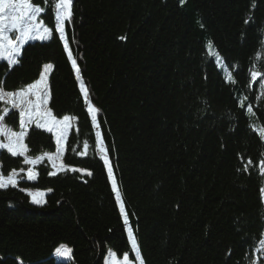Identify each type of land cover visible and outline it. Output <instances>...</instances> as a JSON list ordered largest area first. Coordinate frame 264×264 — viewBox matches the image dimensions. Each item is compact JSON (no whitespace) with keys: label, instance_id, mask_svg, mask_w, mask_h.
Returning a JSON list of instances; mask_svg holds the SVG:
<instances>
[{"label":"trees","instance_id":"1","mask_svg":"<svg viewBox=\"0 0 264 264\" xmlns=\"http://www.w3.org/2000/svg\"><path fill=\"white\" fill-rule=\"evenodd\" d=\"M54 2L34 0L52 36L26 43L15 66L0 61V82L21 90L51 65L46 108L70 121L62 163L83 171L50 176L41 160L29 181L24 158L0 150V173L22 177L0 190V264H104L110 251L140 264H264V0H73L63 41ZM24 144L31 158L56 150L35 125ZM60 245L69 261L53 258Z\"/></svg>","mask_w":264,"mask_h":264},{"label":"snow or ice","instance_id":"2","mask_svg":"<svg viewBox=\"0 0 264 264\" xmlns=\"http://www.w3.org/2000/svg\"><path fill=\"white\" fill-rule=\"evenodd\" d=\"M184 0H181L183 3ZM73 0H55V31L59 34V39L63 41L65 39V22L71 21L73 16L72 12ZM44 11L42 6H37L34 0H0V61H6L9 67L15 66L19 61L18 58L21 56V49L29 41H46L52 36L49 27L44 26L41 22H38V18ZM248 21H245L247 23ZM123 39V38H122ZM264 42V41H262ZM67 47V45H65ZM211 43L209 48H211ZM219 58V57H217ZM262 57H258L261 59ZM51 67L50 64L44 65V72L41 73L40 79L37 83L28 85L25 89L17 91H5L3 89V82H0V101H3L6 107L3 109L5 115H7L10 105L12 109L19 110V131L13 130L11 127L6 125L4 122L5 116L0 115V150H6L12 157L22 156L24 163L27 165H35L43 157L37 156L31 158L26 155L28 151L27 146L24 144L25 137L27 135L28 127L35 123L37 129L43 128L45 131L52 133L55 137V143L57 146L56 153L45 154L49 161H53L52 168L54 171L49 172L50 176L57 175V170L61 172L72 171L82 172L83 170L77 168H70L65 164L61 163L57 165L55 160L63 155V141L65 140L66 130L69 125V117L65 116L62 121H58L52 116V112L43 107L47 104V95H37L36 100L32 101L29 97L36 95L34 91L37 89L39 83L45 81V73ZM75 67V63H73ZM78 71V70H77ZM262 73L258 70L251 72V78L253 81L257 77L261 76ZM229 81H232V76L228 77ZM264 87V85H262ZM83 91V88H82ZM90 111L95 112L94 108H90ZM251 111V109H249ZM93 125L96 123V117H92ZM264 135V129L261 130ZM97 137V148L103 154L102 159L105 167L108 170L109 180L113 179L112 168L109 160L106 156V149L100 140V133H96ZM87 147V145H85ZM251 163V161H250ZM91 175V173H87ZM259 175L264 179V160L259 163ZM27 179L32 181L35 179L36 174L33 169L29 167L26 172ZM22 177L19 173L13 170L8 175L0 173V190H7L9 187L16 188L19 180ZM113 191L116 192V184L113 181ZM20 191L26 192L29 196L30 202L33 205L43 206L46 201L43 199V193L32 192L26 189L20 188ZM261 198L264 200V186L260 188ZM120 197L117 195V202L119 203ZM120 214L123 217L125 226L128 225L129 221L125 215L124 207L121 205ZM129 240L132 241V249H137V243L132 240V234L129 232ZM264 235V233H262ZM259 251H264V239L260 240ZM71 249L65 245H60L55 249V255L57 257H63L65 259L70 258ZM114 252H109L105 257V264H121L115 258ZM139 258V257H138ZM122 264H129V257L127 254L124 255ZM142 264V261H141ZM255 264V262H253Z\"/></svg>","mask_w":264,"mask_h":264},{"label":"rangeland","instance_id":"3","mask_svg":"<svg viewBox=\"0 0 264 264\" xmlns=\"http://www.w3.org/2000/svg\"><path fill=\"white\" fill-rule=\"evenodd\" d=\"M38 22H39V20H38ZM42 72H44V69H43V71ZM47 72H48V70H47ZM47 72L45 73V81L43 82V83H39L38 85H37V89H35L34 91L36 92V95H32V96H30L29 98L32 100V101H35L36 100V96L37 95H43V94H46L47 95V86H46V76H47ZM40 79V78H39ZM39 81V80H38ZM37 81V82H38ZM36 82V83H37ZM25 89V88H24ZM2 103H3V105H4V107H3V109L6 107V105L4 104V102L3 101H1ZM46 106H47V104L46 105H43V107L44 108H46ZM7 107L9 108V111H8V113H7V115L9 114V113H13V114H16L17 115V119L19 120V110L18 109H12L11 108V106L10 105H7ZM47 109V108H46ZM2 115H4V116H6L5 115V113H4V111L2 112ZM63 120V119H62ZM62 120H58V121H62ZM4 122H5V120H4ZM6 125H8L9 127H11L13 130H15V131H19L20 130V127H19V121H18V123H16V127H14V125H12V126H10L9 124H7L6 123ZM33 126L35 125V123H33L32 124ZM69 125H70V121H69ZM31 126V125H30ZM29 126V127H30ZM28 127V128H29ZM70 127V126H69ZM69 127H68V129L66 130V135H67V132H68V130H69ZM66 137V136H65ZM0 139H2V138H0ZM64 142H65V140L63 141V149H64ZM56 150H57V146H56ZM56 150H55V152L52 154V155H54L55 153H56ZM22 157V156H21ZM41 157H43L41 160H46V161H48V163L50 164V166H51V168H52V163H53V161H49L48 160V158H47V155H41ZM62 156H60L58 159H56L55 160V163L57 164V165H59V164H61L62 163V158H61ZM40 160V161H41ZM40 161H38V162H40ZM37 162V163H38ZM29 167H32V165H29ZM52 170L54 171V169L52 168ZM58 171V170H57ZM26 172L27 171H25L24 172V175H25V177L27 178V176H26ZM18 173H20V172H18ZM133 240V239H132ZM129 243H130V245H131V247H132V241H130L129 240ZM109 253V252H108ZM53 258L56 260V261H61V262H66V261H69L70 260V258H67V259H65V258H63V257H57L56 255H55V251H54V253H53ZM107 256V255H106ZM116 258V257H115ZM117 259V258H116ZM118 261H121V264H122V261H123V258L122 259H117ZM104 264H105V259H104ZM129 264H140L138 261L137 262H130L129 261Z\"/></svg>","mask_w":264,"mask_h":264}]
</instances>
